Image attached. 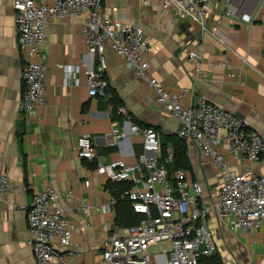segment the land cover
I'll list each match as a JSON object with an SVG mask.
<instances>
[{"label": "crops", "instance_id": "obj_1", "mask_svg": "<svg viewBox=\"0 0 264 264\" xmlns=\"http://www.w3.org/2000/svg\"><path fill=\"white\" fill-rule=\"evenodd\" d=\"M261 1L212 0L206 33H201L190 17L177 15L172 8L162 9L160 0H104V4L111 19L138 25L150 35L151 44L144 55L150 78L173 94L186 92L181 98L183 106L206 101L242 116L264 140ZM229 8H235L237 15H249L251 22L242 24L228 17ZM85 18L82 15L47 20L43 104L35 116L24 119L18 111L24 58L17 46L12 0H0V175L9 178V189L0 203V264H35L27 244L26 208L34 194L47 187L70 194L69 199L61 197L65 214L74 227L70 244L59 248L63 259L67 264H100L102 241L114 228L127 226L115 224L114 184L97 174L94 164L77 157L76 141L89 134L103 163L122 159L126 164H135L142 152V136L131 134L126 115L120 114L119 108L124 109L130 122L137 120L143 127L158 132L162 155L174 151L176 166L185 162L176 137L178 120L161 109L153 90L125 66L122 57L112 52L104 54L102 79L108 92L89 96L87 73L98 66L99 58L85 45ZM196 42L202 43L205 60L201 70L206 80L193 79L195 64L187 59V52ZM223 58L240 67L235 79L219 67ZM240 58H245L247 64H242ZM70 65L79 67L77 86L64 85V73L59 66ZM119 134L124 135V140L117 145L114 136ZM190 152L199 155L195 148ZM247 166L243 162L233 166L231 172L243 173ZM252 169L264 175V156ZM185 171L190 179L201 183L204 201L220 186L216 171L208 165L195 173L191 167ZM86 180L89 187L84 186ZM204 181L210 183L207 190ZM81 201L90 207L112 205L109 212L91 209L84 215L80 211ZM212 227L222 264L264 263V229L251 236L232 234L214 222ZM162 245L148 248L146 264H166L168 249L163 253Z\"/></svg>", "mask_w": 264, "mask_h": 264}, {"label": "built area", "instance_id": "obj_2", "mask_svg": "<svg viewBox=\"0 0 264 264\" xmlns=\"http://www.w3.org/2000/svg\"><path fill=\"white\" fill-rule=\"evenodd\" d=\"M160 1L162 9L172 8L177 15L193 19L201 33L209 31L206 18L212 0ZM260 6L264 9V0ZM12 7L17 46L24 58L21 67L22 97L18 108L24 119L35 116L43 104L47 20L84 15L85 45L99 58L98 66L87 73L89 96L103 95L107 86L102 79L104 54L112 52L122 57L125 66L153 90L161 109L178 120L176 137L186 146L192 171H201L208 165L221 181L204 201L201 183L190 179L187 171L175 169L171 175L168 174L167 165L172 163L173 153L169 151L162 155L158 132L134 125L124 109L119 108L118 112L126 115L131 134L142 136V152L135 164H126L122 159L103 163L89 134L76 141L77 157L94 164L97 174L114 184H129L122 197L130 202L132 211L141 216L137 224L116 227L102 241L100 264H146L148 248L161 244L168 248L166 264H197L200 257L217 253L212 222L232 234L254 236L257 230L264 229V175L252 169L264 156L261 134L234 113L212 103L201 101L197 105L183 106L181 98L186 92L173 94L159 81L150 78L148 62L144 58L151 44L148 33L138 25L111 19L104 0H12ZM226 15L242 24L251 22L249 15H237L235 8H229ZM187 59L195 64L193 79L206 80L201 70L205 60L201 42L193 44L187 52ZM240 60L247 64L245 58ZM219 67L229 78L235 79L240 72V67L233 66L227 58L221 60ZM59 68L64 73V85H78V66ZM114 140L119 145L124 135H115ZM193 148L199 155L191 154ZM243 162L248 165L245 172H231L233 166ZM84 186L89 187L90 182L84 181ZM8 189L9 178L1 174L0 203ZM61 197L69 199L70 194H60L47 187L35 193L26 208L27 244L32 249L35 264H67L59 248L70 244L74 227L65 214ZM79 204L84 215L91 209L109 212L112 205L90 207L84 201Z\"/></svg>", "mask_w": 264, "mask_h": 264}, {"label": "trees", "instance_id": "obj_3", "mask_svg": "<svg viewBox=\"0 0 264 264\" xmlns=\"http://www.w3.org/2000/svg\"><path fill=\"white\" fill-rule=\"evenodd\" d=\"M108 89L109 87L106 86L103 93L106 94L108 92ZM132 123L138 127H143L137 120H132ZM177 141H179L180 144L182 145L180 146L181 150L179 152H181L184 155L185 162L181 165L179 164V166H176V156L174 155V151H173V161L172 163L167 165V170L169 175H171L175 169L190 170L191 167L186 156L185 144L178 138ZM127 187L128 185L125 183L114 184L113 186L114 191L112 193V196L115 200V214H116L115 224L124 225L128 227L137 224L141 219V216L135 214L132 211L130 202L125 197H122V193ZM197 264H222V263L218 253H216L210 257H200L198 259Z\"/></svg>", "mask_w": 264, "mask_h": 264}, {"label": "rangeland", "instance_id": "obj_4", "mask_svg": "<svg viewBox=\"0 0 264 264\" xmlns=\"http://www.w3.org/2000/svg\"><path fill=\"white\" fill-rule=\"evenodd\" d=\"M181 167H183V166H181ZM213 181L216 182V184L219 183L218 180H213ZM208 183H209V181H204V182H203V185H204L205 190H207V188H208ZM209 184H210V183H209ZM162 246H164V247H162L163 250L160 249V251H162L163 253H165V252H166V249H168V248H167L166 245H162Z\"/></svg>", "mask_w": 264, "mask_h": 264}, {"label": "water", "instance_id": "obj_5", "mask_svg": "<svg viewBox=\"0 0 264 264\" xmlns=\"http://www.w3.org/2000/svg\"><path fill=\"white\" fill-rule=\"evenodd\" d=\"M239 118H242V116H240V115H238V114H236Z\"/></svg>", "mask_w": 264, "mask_h": 264}]
</instances>
